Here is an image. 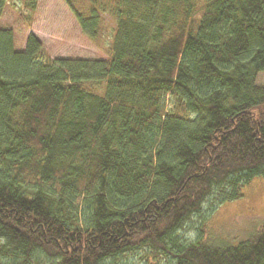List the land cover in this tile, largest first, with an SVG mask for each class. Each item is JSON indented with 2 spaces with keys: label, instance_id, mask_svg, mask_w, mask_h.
<instances>
[{
  "label": "trees",
  "instance_id": "trees-1",
  "mask_svg": "<svg viewBox=\"0 0 264 264\" xmlns=\"http://www.w3.org/2000/svg\"><path fill=\"white\" fill-rule=\"evenodd\" d=\"M66 1L91 39L115 19L107 58L0 26V264H264V221L181 235L264 178V0Z\"/></svg>",
  "mask_w": 264,
  "mask_h": 264
},
{
  "label": "rangeland",
  "instance_id": "rangeland-1",
  "mask_svg": "<svg viewBox=\"0 0 264 264\" xmlns=\"http://www.w3.org/2000/svg\"><path fill=\"white\" fill-rule=\"evenodd\" d=\"M203 1V0H200ZM79 8L89 6V0H75ZM104 29L95 39L82 30L73 10L66 0H37L34 11L22 0H8L0 18V26L12 27L16 48H24L26 38L35 33L52 58L90 57L107 58L115 29V19L102 13ZM259 82L264 84V72ZM264 221V178H255L242 189V195L225 201L214 208L206 204L202 215L185 224L181 235L194 239L201 234L218 236L232 241L246 238ZM159 258V259H158ZM156 258L151 252L138 250L111 259L110 264H169L167 257Z\"/></svg>",
  "mask_w": 264,
  "mask_h": 264
}]
</instances>
